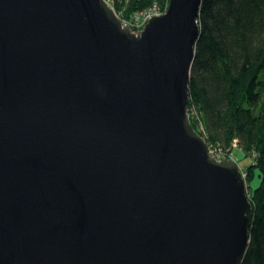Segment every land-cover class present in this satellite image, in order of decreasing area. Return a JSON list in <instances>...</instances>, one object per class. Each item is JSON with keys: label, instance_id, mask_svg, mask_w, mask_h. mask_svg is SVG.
<instances>
[{"label": "water", "instance_id": "95a60500", "mask_svg": "<svg viewBox=\"0 0 264 264\" xmlns=\"http://www.w3.org/2000/svg\"><path fill=\"white\" fill-rule=\"evenodd\" d=\"M202 0L141 31L106 0H0V264H242L252 205L187 111Z\"/></svg>", "mask_w": 264, "mask_h": 264}, {"label": "trees", "instance_id": "16d2710c", "mask_svg": "<svg viewBox=\"0 0 264 264\" xmlns=\"http://www.w3.org/2000/svg\"><path fill=\"white\" fill-rule=\"evenodd\" d=\"M106 1L122 21L168 4ZM198 24L188 116L210 150L229 157L238 148L249 160L244 179L257 185L248 192L253 211L242 264H264V0H202Z\"/></svg>", "mask_w": 264, "mask_h": 264}, {"label": "rangeland", "instance_id": "374dc122", "mask_svg": "<svg viewBox=\"0 0 264 264\" xmlns=\"http://www.w3.org/2000/svg\"><path fill=\"white\" fill-rule=\"evenodd\" d=\"M161 15V14H160ZM132 20V18L131 19H128V20H125V21H131ZM142 23L140 22V21H138V25H137V27H139L140 25H141ZM138 30H141V28L139 27L138 28ZM236 145V144H235ZM234 148V147H233ZM212 150L214 151V153L215 154H212L217 160H220V159H222V158H227V159H230V160H232V161H234L235 163H237L238 164V166H239V168H240V170H241V172H242V174H243V168L245 167V166H247L248 164H249V160L248 159H244L243 157H242V152L240 151V149H238V148H234V151L232 152V154L230 153V156L229 157H226V156H223V155H221L219 152H216V150L217 149H215V148H212ZM224 154V153H223ZM257 185V179L255 178V179H252L251 180V189L252 188H254L255 186ZM250 188L246 185V189H247V194H248V192H249V190H250Z\"/></svg>", "mask_w": 264, "mask_h": 264}, {"label": "built area", "instance_id": "2783aa9c", "mask_svg": "<svg viewBox=\"0 0 264 264\" xmlns=\"http://www.w3.org/2000/svg\"><path fill=\"white\" fill-rule=\"evenodd\" d=\"M162 13L159 11V8L154 7L152 9H149L148 11L136 14L135 16L132 17L131 21H122V22H123L124 26L129 27L132 32L137 33L138 31H141L143 29V27L149 21V19H151V17L158 16ZM138 21H140L142 23L139 26L141 28V30H138V28H139V27H137ZM210 152H211V154H215L214 151H212V150H210Z\"/></svg>", "mask_w": 264, "mask_h": 264}]
</instances>
